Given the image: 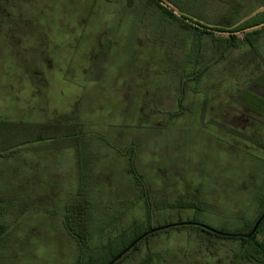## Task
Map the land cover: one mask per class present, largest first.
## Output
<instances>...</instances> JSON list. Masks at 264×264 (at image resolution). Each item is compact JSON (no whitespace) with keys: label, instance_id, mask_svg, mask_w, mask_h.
<instances>
[{"label":"rangeland","instance_id":"rangeland-1","mask_svg":"<svg viewBox=\"0 0 264 264\" xmlns=\"http://www.w3.org/2000/svg\"><path fill=\"white\" fill-rule=\"evenodd\" d=\"M173 1L219 26L264 5ZM248 31L219 42L143 0H0V264L106 263L148 211L153 227L251 224L264 153L247 135L264 141V114L243 128L233 97L264 80V23ZM78 191L89 204L84 246L58 220L72 217ZM177 227L114 264H251L240 239Z\"/></svg>","mask_w":264,"mask_h":264},{"label":"trees","instance_id":"trees-1","mask_svg":"<svg viewBox=\"0 0 264 264\" xmlns=\"http://www.w3.org/2000/svg\"><path fill=\"white\" fill-rule=\"evenodd\" d=\"M164 1L168 4V6L162 5L160 3V0H143V3L146 6H155V7H157L161 11L163 16L170 17L173 20L178 21L179 25L181 27L192 30V32L194 34H196V35L208 34V35H215V37L218 36L216 38L218 39L219 42H224V37H223L224 35L223 34H229V36H232L233 34H236L237 32H240V31L244 32L243 28L246 27V26H249V25L250 26H254V25H258L259 23H262V20L254 21V20H252L253 18L252 19H248V20L246 19L243 22L239 23L241 21V19L244 18L243 17L241 19L233 21L230 26H227V25L219 26V25L206 24V23H204V22H202V21H200V20H198V19H196V18H194L192 16H189V15L181 12V8L173 0H164ZM173 10H176L179 13H183L184 17H179L178 15H176L173 12ZM231 20H232V17H231ZM246 21H248V23ZM248 33H249V31L247 33L245 32V35H247ZM194 74H195V76H197L199 74V72L198 73L195 72ZM237 100L239 102V105H243L244 107L248 106V108H250L251 110H259L260 112H264V99L263 98L256 97L255 95H252V97H249L247 99L246 98H242V96H239L237 98ZM256 144L264 145L263 143L262 144L260 142L258 143V141L256 142ZM128 172L131 175H133V177L135 178V180H136V182L138 184H141V181L139 180V175H137V173L135 172V170L133 168L132 156L129 157ZM73 200H76L75 201L76 203L73 202V203H75L74 204V212H73L74 215L72 214V217H71L67 213L63 214V228L66 230L67 233H70L71 235H74L75 238L77 239V241L79 242V244H81V245L83 244L82 246H84L85 240H82L81 235H83L85 233V229H86L87 224L84 221L85 217H84L83 213L85 212V209L88 207L89 204L86 202L84 193L82 191H78V193L75 194V198H73ZM261 202H262V208L257 213L255 219L264 210V198H263V200H261ZM145 204H146L147 209H148V201L147 200L145 201ZM188 206H191V205H188ZM149 216L150 215H149V211H148L147 215H146L148 221L146 223L145 228L142 231H140L139 233H137L134 237H132L130 241L124 243L119 250H117L115 253L111 254V256L107 260V262L110 259H113L118 253H120L127 245H129L139 235H141L142 233H144L145 231H147V230H149L150 228L153 227L151 225V223L149 222ZM255 219H254V221H255ZM251 224L246 227L245 231H248L250 229ZM187 226H191V225H187ZM182 227H184V226H182ZM259 227H264V217L261 220V222L259 224ZM2 228L3 227H1V229ZM201 230H203V229H201ZM145 236H147V234ZM255 236L256 235L253 234L249 238H246V239L245 238H241L240 240L242 242H245V243L246 242L247 243L253 242V244H255V246L257 247V249L259 251L255 252V251H253L254 249H252L251 247L249 249L248 247H246L244 245L243 247H240L241 256H251L250 254H252V253H250V251L255 252L254 254H257L260 257L262 255H264V243H262V242L260 243L258 240H256ZM138 242H139V240L131 248H129L127 251H125V253H127L128 251L133 250L134 247H136V245L138 244ZM125 253L122 254V257L124 255H126ZM148 260H149V257H146L144 259V261H145L144 263H147ZM106 263H103V264H106ZM114 263H112V264H114ZM261 264H264V263H261Z\"/></svg>","mask_w":264,"mask_h":264},{"label":"flooded vegetation","instance_id":"flooded-vegetation-1","mask_svg":"<svg viewBox=\"0 0 264 264\" xmlns=\"http://www.w3.org/2000/svg\"><path fill=\"white\" fill-rule=\"evenodd\" d=\"M251 13L248 14L246 17H244L243 20H246V19L248 20V19H252L253 18L252 20H254V21H256V19H258V20H262V23H264V10L258 12L257 14H254V15H251ZM262 23H259V24H262ZM259 24L258 25H254V26H250V25L249 26H246V27L243 28V30H245V32L247 33L248 30H250L251 28H254L255 26H259ZM254 82H255L254 85L257 86V88L256 89H253V90L252 89H243L242 92H244V95L242 96V98H246L247 99L249 97H252V95H255L256 97H260V98H263L264 99V80L262 78H260V76H258V80L257 81H254ZM240 93H241V91H239V95L238 96H234L233 97V99L235 100V102L238 104L237 105L238 108H239V102H238L237 98L239 96H241ZM231 96H233V95H231ZM232 103H234V102H232ZM240 112L242 113V118H241L242 123H244L243 128H246L248 126V127H252L253 130H255V128L253 127V124L255 122H259L260 116H262L264 114V112H260L259 110H251L250 108H248V106L247 107H244L243 105H240ZM254 135H255V133H253L251 135H247L248 140L251 143H253L254 145H256L259 149L263 150V153H264V145L256 144L257 141H258V143L260 142L261 144L262 143L264 144V141L260 140V138L255 137ZM257 156H258L257 159L259 160L260 164L262 162H264V154L262 156H260V155H257ZM261 200H263V196H261V197L258 198V202L261 201ZM258 202L255 201V203H258ZM256 219H255V221H256ZM255 221L251 224L250 229L248 231H245V230H246V227L250 224V222L248 224H246V226H244L243 229H241L239 232H224V231L218 230V231L223 232V233H230L231 235H229V236L212 232V231H210L208 229H205V228L201 227L198 223H195L193 221H185V222H192V223L191 224L179 225V226L194 225V226L199 227V228H201V229H203L205 231H208L211 235H220V236H225V237H234L236 239H241V238H245L246 239V238L251 237L253 234H255L257 236V234L259 233V231L261 229V227H259V224H260L261 221L259 222V224L255 228L254 232L250 236H248V237L245 236L251 230V228H252L253 224L255 223ZM178 222H181V221H178ZM171 227H176V226H171ZM171 227H167V228H171ZM164 229H166V228H164ZM256 236H255V239H256ZM240 243H241V246L240 247H243L245 245L249 249H250V247L252 249H254L253 251H255V252L256 251L257 252L259 251L257 249V247L255 246V244H254V247H252L247 242L245 243V242H242L241 241ZM262 243H264V242H262ZM253 251H250V253H252V254H250L251 256H241V249H240L239 258L245 259L248 262H250L251 264H261V263H264V255H262L260 257L259 255L254 254L255 252H253Z\"/></svg>","mask_w":264,"mask_h":264},{"label":"water","instance_id":"water-1","mask_svg":"<svg viewBox=\"0 0 264 264\" xmlns=\"http://www.w3.org/2000/svg\"><path fill=\"white\" fill-rule=\"evenodd\" d=\"M160 3L162 5L168 6V4L164 1V0H160ZM264 10V5L260 8H258L257 10L253 11L251 13V15L256 14L257 12L263 11ZM173 12L178 15L179 17H184L183 13H179L176 10H173ZM264 217V210L262 211V213L259 215V217L256 219L255 223L253 224L251 230L245 235L246 237L250 236L255 228L257 227V225L259 224V222L261 221V219ZM192 222H185V221H181V222H175V223H169V224H164V225H159L156 227H152L149 230L145 231L144 233H142L141 235H139L136 239H134L129 245H127L120 253H118L113 259H111L107 264H112L116 259H118L123 253H125V251H127L129 248H131L138 240H140L143 236H145L146 234H149L151 232L157 231V230H161L167 227H171V226H179V225H184V224H191ZM201 227L208 229L212 232L218 233V234H223V235H231L230 233H223L220 232L208 225L205 224H199Z\"/></svg>","mask_w":264,"mask_h":264},{"label":"crops","instance_id":"crops-1","mask_svg":"<svg viewBox=\"0 0 264 264\" xmlns=\"http://www.w3.org/2000/svg\"><path fill=\"white\" fill-rule=\"evenodd\" d=\"M23 179H24V176H22ZM58 220L61 222V225L63 227V214H61L59 217H58ZM64 229V228H63ZM66 231V230H65Z\"/></svg>","mask_w":264,"mask_h":264}]
</instances>
